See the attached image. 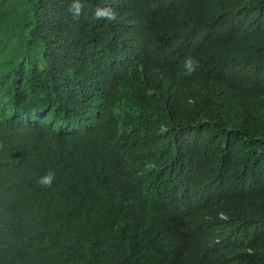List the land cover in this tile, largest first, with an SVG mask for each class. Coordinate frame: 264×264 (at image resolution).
Here are the masks:
<instances>
[{
  "label": "trees",
  "instance_id": "1",
  "mask_svg": "<svg viewBox=\"0 0 264 264\" xmlns=\"http://www.w3.org/2000/svg\"><path fill=\"white\" fill-rule=\"evenodd\" d=\"M72 3L0 0V264H264V0Z\"/></svg>",
  "mask_w": 264,
  "mask_h": 264
},
{
  "label": "clouds",
  "instance_id": "2",
  "mask_svg": "<svg viewBox=\"0 0 264 264\" xmlns=\"http://www.w3.org/2000/svg\"><path fill=\"white\" fill-rule=\"evenodd\" d=\"M83 7H84V5L82 3V0H73V3L71 5V10L74 12V14L79 16V14L83 10ZM95 16L97 18L107 17L109 19H115L116 13L113 10H111L110 8H99L98 7L96 9ZM185 68L188 72H192L195 70V65H194L192 59H188L185 62ZM55 176H56L55 171L49 170L47 173H45L39 177V183L43 186L50 187L54 183Z\"/></svg>",
  "mask_w": 264,
  "mask_h": 264
}]
</instances>
